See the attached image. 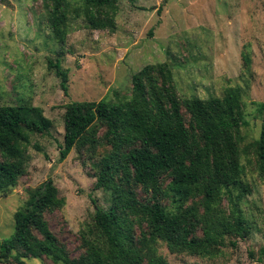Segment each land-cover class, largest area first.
Masks as SVG:
<instances>
[{"label": "rangeland", "instance_id": "374dc122", "mask_svg": "<svg viewBox=\"0 0 264 264\" xmlns=\"http://www.w3.org/2000/svg\"><path fill=\"white\" fill-rule=\"evenodd\" d=\"M82 1L69 0L67 33L60 41L49 25L52 0H0V105L27 101L52 120L48 132L30 134L26 173L0 194V240L14 235L15 213L30 192L52 179L63 205L47 212L46 219L73 257L86 250L83 230L98 206H110L109 193L95 188L98 169L93 165L110 146L102 144L95 159L86 149H73L62 160L65 105L129 100L136 72L150 63L169 62L181 97L222 98L231 88L239 93L247 121L240 130L241 160L253 189L240 206L251 233L232 239L236 245L228 239L213 257L172 253L165 243L160 251L169 264H264V172L253 146L264 123V0H118L112 30L89 27L76 11ZM50 58L60 59L68 70V93L49 68ZM104 132L101 127L100 135ZM170 179L165 176V188ZM171 202V196L163 199L166 205ZM190 203L202 205L203 212L202 195ZM222 209L232 211L228 197ZM16 257L14 252L0 264H54L44 256Z\"/></svg>", "mask_w": 264, "mask_h": 264}, {"label": "trees", "instance_id": "16d2710c", "mask_svg": "<svg viewBox=\"0 0 264 264\" xmlns=\"http://www.w3.org/2000/svg\"><path fill=\"white\" fill-rule=\"evenodd\" d=\"M52 1L51 33L64 41L69 0ZM117 4L83 0L76 11L85 15L89 27L112 30ZM48 66L68 93L69 72L60 59L50 58ZM132 84V98L120 103L103 99L65 105L62 160L73 149H86L95 159L102 144L110 146L93 162L98 169L95 188L109 193L110 206H98L83 230L86 250L73 257L52 231L46 213L61 208L63 200L48 179L15 213L14 235L0 240V263L17 252L19 261L44 256L54 264H169L161 243L172 253L213 257L228 239L250 235L240 206L253 189L241 160L240 130L247 121L238 91L231 88L222 98L181 97L169 62L145 65ZM51 126L43 109L27 101L0 105V194L17 186L26 173L30 134H44ZM253 146L264 172V123ZM165 176L171 178L167 188ZM201 195L203 212L202 205L190 203ZM168 196L171 205L163 203ZM225 197L232 204L230 214L222 209Z\"/></svg>", "mask_w": 264, "mask_h": 264}]
</instances>
